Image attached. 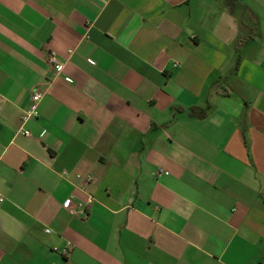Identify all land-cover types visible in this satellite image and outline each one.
I'll use <instances>...</instances> for the list:
<instances>
[{
  "label": "crops",
  "instance_id": "obj_1",
  "mask_svg": "<svg viewBox=\"0 0 264 264\" xmlns=\"http://www.w3.org/2000/svg\"><path fill=\"white\" fill-rule=\"evenodd\" d=\"M0 198V264H264V0H0Z\"/></svg>",
  "mask_w": 264,
  "mask_h": 264
},
{
  "label": "built area",
  "instance_id": "obj_2",
  "mask_svg": "<svg viewBox=\"0 0 264 264\" xmlns=\"http://www.w3.org/2000/svg\"><path fill=\"white\" fill-rule=\"evenodd\" d=\"M47 61L52 71L54 72V74H59L61 72L63 64L58 61L54 52L52 51L47 52ZM40 97H41V93L35 89L32 92V95L30 97L29 108L22 112V115H21L22 124L38 116L37 106H38ZM17 131L20 132V128ZM21 131L25 136H30V132L28 130L22 129ZM159 173L160 171L158 172V174ZM0 201H1V198H0ZM91 202H92L91 196L87 197L83 201H75V202L71 198H67L64 200L62 205L70 214L84 218L87 215ZM45 231H48V229H46ZM70 248H71L70 244L67 243L66 246H64L63 248H60L58 251L62 256H68Z\"/></svg>",
  "mask_w": 264,
  "mask_h": 264
},
{
  "label": "trees",
  "instance_id": "obj_3",
  "mask_svg": "<svg viewBox=\"0 0 264 264\" xmlns=\"http://www.w3.org/2000/svg\"><path fill=\"white\" fill-rule=\"evenodd\" d=\"M234 1H236V0H225V2H227L230 6L233 5Z\"/></svg>",
  "mask_w": 264,
  "mask_h": 264
}]
</instances>
